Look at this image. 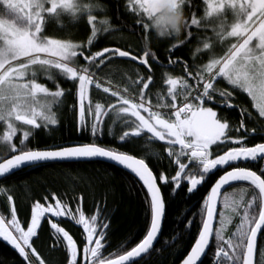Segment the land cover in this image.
Returning <instances> with one entry per match:
<instances>
[{
  "label": "snow or ice",
  "instance_id": "6c2138e0",
  "mask_svg": "<svg viewBox=\"0 0 264 264\" xmlns=\"http://www.w3.org/2000/svg\"><path fill=\"white\" fill-rule=\"evenodd\" d=\"M18 2L24 4L25 0H5L6 4L13 7ZM126 2L129 10L136 17L134 23L147 30L148 22H145L142 13L137 14L133 0H126ZM250 2L252 6L247 23L233 29L236 38L235 46L204 71L208 74L206 79L204 75L197 73L199 77L197 84L204 80L202 91L197 89L193 92L189 84L186 88L178 89L177 79L169 78L166 83L169 85L167 96L170 100L161 96L155 106L150 101H146L144 92L145 89H149L151 75L147 76V81L141 77L142 88L139 90L140 100L137 103L121 95L119 90L103 86L95 78L93 71L115 57L130 58L132 61L139 59L142 64L149 65L150 61L147 57L151 56L152 60L156 59L149 51L145 50L143 56L139 57L132 51L122 50L119 47H104L102 51H95L89 55H84L81 51L79 55L83 56L88 64L76 66L79 45L65 43L58 39L48 40L44 45L37 42V34L41 31L40 12L33 13L25 4L26 19L34 25L32 31L20 30L15 26L5 28L0 22V29H2L0 30V44L4 45V50L0 51V122L6 125L0 142H3L5 149H10L12 153L10 157L0 162V176L48 161L103 159L129 170L135 178H138L140 186L146 190L145 203L148 206L146 211L150 214V227L138 244L123 254H117L115 258H102L100 255L103 247L102 240L105 237L104 229L108 227V224L104 223L99 226L95 215L88 220L84 212L80 211L76 222L83 225L84 232L87 234V243L83 247L85 264H136L134 258L142 257V254L147 253L152 247L165 214V199L157 179L168 182V177L163 174L159 177L155 176L144 158H138L128 152L96 142L95 138L101 131L105 106L102 103H96L93 108L92 104L88 103L86 108L85 102L89 100V86L92 84H95L97 89L103 87L104 93L111 92L112 97H118L116 101L119 104L118 109H115L112 103L107 105L109 109L116 111L117 116L125 114L129 118H135L129 126L130 131H125L123 135H120L119 140L127 142L126 138L129 135L140 137L141 133L146 131L151 134L150 138L167 142L168 156L174 157L175 164L178 165V170L170 178L171 184L175 185V188L170 189L173 193L176 188H179L181 180L187 181V192L193 193L213 170L223 169L224 166L230 169L224 170L223 174H220L211 185L203 201L205 218L202 220V228L182 264H197L201 260L209 244V238L213 234L217 198L223 187L229 185L230 182H247L254 190H258V195H253L252 199L247 201L235 231L227 240H224L222 236L225 221L221 219V226L215 230L218 242L216 256L220 257L222 254L223 259L220 264H264V142L249 146L246 133L233 134L230 122L218 116L213 107L206 106V102L211 101L217 92L220 97L228 98L218 103H225L226 107L231 106L228 101L231 100L232 93L218 89L213 83V80L220 76L230 85L247 93L259 117L264 118V55L253 58L246 53V50H251L257 42L264 48V0H250ZM55 6L56 0H53V9ZM95 20V17H89L90 23ZM98 30L94 24L92 36L88 39L89 44ZM253 41H256L254 45ZM53 70H58L59 74L70 81L78 82L76 89L79 103L78 129L89 130V126L85 123L87 111L89 116L94 117L90 126L92 142L48 145L42 148L32 147L26 143L32 135L31 129L40 128V122H43L45 126L57 124L52 106L61 102L60 98L65 95V89L57 84L56 90L50 91L44 83L37 80L39 72H43L49 80H53ZM178 97L182 98L179 104L177 103ZM153 107L171 111L165 115L159 110H153ZM141 110L147 113V116L142 115ZM248 115L251 116V113ZM17 122L22 126L30 127L27 130L18 129ZM261 123L264 124V122ZM240 128L246 129L245 123L241 122ZM18 130L22 131L23 136L19 144L12 142ZM5 155L7 156V151ZM181 157H187L189 161L194 160L198 163L194 169L189 168ZM238 161L260 162L259 171L249 166H239L236 164ZM7 199L11 203L13 197L9 195ZM53 199L54 204L48 203L45 206L36 202L32 205L31 220L26 230L17 219L15 205L11 207L10 219L0 216V238L10 244L29 264H33V256L39 259V264H45V261L39 258L37 249L33 247V238L37 236L42 217L46 213L54 217L72 215L66 202L56 198L55 194H53ZM240 203L236 200L231 202L234 212L240 207ZM72 218L76 219L75 216ZM98 227L101 229L99 232ZM51 228L55 229L56 233L62 234L66 241L70 257L68 264H78L76 241L57 223H51ZM221 240L227 245V249L219 246Z\"/></svg>",
  "mask_w": 264,
  "mask_h": 264
},
{
  "label": "trees",
  "instance_id": "16d2710c",
  "mask_svg": "<svg viewBox=\"0 0 264 264\" xmlns=\"http://www.w3.org/2000/svg\"><path fill=\"white\" fill-rule=\"evenodd\" d=\"M92 2L93 6L89 10H81L75 15H69L72 18L79 16L81 26L66 24L67 34L55 35L79 45L76 66L88 64L83 56L79 55L81 51L84 55H89L95 51H102L104 47H119L122 50L132 51L138 57L143 56L145 50L149 51L156 57L155 60H152L151 56L147 57L150 61L149 65L115 57L108 65L106 63L93 71L96 76L116 84L137 100H140L141 77L147 81V76L151 75L149 89H145L144 92L146 101H150L154 106L161 96L170 100L167 96L169 85L166 83L169 78H181L188 82L193 92L197 89L202 91L204 80L197 84L199 79L197 73L204 75L205 79L208 74L198 65L206 64L213 54L217 58L224 56L228 46L236 42V38L233 37L222 45L216 41L214 35L221 21L228 25L235 21L233 9L227 6L218 16L205 19L207 9L205 0H188L183 5L188 23L186 30L179 38L183 40V43L175 45L176 37L158 39L149 29L145 30L142 26L136 25L134 23L136 17L129 10L126 0H99L100 8L95 7V0ZM69 16L67 18H70ZM90 16L96 18L93 23H89ZM144 20L148 22L146 17ZM94 24L99 30L89 44L88 39L92 36ZM47 28L46 25L44 35L52 34L47 31ZM205 39L212 42L211 49L202 51L193 58L191 55L193 48ZM45 82L40 83L45 84ZM213 83L218 89L232 93L231 100L228 101L231 106L226 107L225 103H218V101L228 100L226 97H220L218 92L213 95L211 101L206 102V106L213 107L218 116L230 122L233 134L246 133L249 146L264 142V124L261 123L264 122V118L259 117L247 94L229 87L222 78H218ZM61 88L65 89V95L62 99L63 107L58 111L59 126L50 132L45 131L43 123L40 128L33 129L34 132L31 131L32 135L26 141L30 146L42 148L48 145L92 142L93 137L89 135L90 133H75L71 113L67 111L68 104L78 97L77 85L68 80ZM89 99H92L91 102L104 100L116 102L92 85L89 86ZM181 102L182 98L178 97L177 103ZM153 108L165 115L170 111L165 108ZM249 113L251 116L248 115ZM241 122L245 123L246 129L240 128ZM120 135L123 133H100L95 139L98 144L144 158L155 176L159 177L163 174L168 177L167 183L157 179L165 199V214L160 237L155 247L136 261V264H178L189 252L200 231L205 215L203 201L211 185L228 167L213 170L214 172L209 173L206 180L197 186L193 193L187 192L186 180H181L179 188H176L173 193L170 189L175 188V185L171 184L170 178L178 170V165L175 164L174 157L168 156V145L150 138L149 135L140 137L129 135L126 138L127 142L119 140ZM2 136L3 133H1ZM22 138V131L18 130L12 142L19 144ZM10 155H12L11 150H6L3 142H0V156ZM181 160L189 168L196 163L194 160L189 161L187 157H181ZM236 164L239 165L238 162ZM240 166H249L259 171L260 162L242 161ZM242 188L243 191H241ZM145 192L146 190L140 186L134 176L101 161L43 163L22 168L0 179V214L10 219L11 207L15 205L17 219L26 230L31 220L32 205L36 202L45 206L48 203L54 204L53 194H55L56 198L67 203L72 215L54 217L46 213L41 219V226L37 229V236L33 238V247L37 249L39 258L43 259L45 264H68L70 257L66 241L62 234L56 233L55 229L51 228V223H57L76 241L78 264H85L83 247L87 240L83 225L76 222L80 211L84 212L88 220L95 215L99 226L108 224V227L104 229L105 237L102 240L103 247L100 255L102 258H115L117 254H123L138 244L149 229L150 214L146 211L148 206L145 203ZM9 195L13 197L11 203L7 199ZM253 195H258V190H254L247 182L234 183L222 194L215 230L221 226V219H223L225 221L222 231L224 240H227L235 231L243 213V207ZM234 200L241 202L236 212L231 207V202ZM73 216L76 219H73ZM100 230L98 227L97 231ZM215 230L210 248L200 264H220L223 259L222 254L220 257L216 256L218 242ZM219 246L227 249L223 240L219 242ZM32 261L33 264H39V259L35 258ZM0 264H29V262L20 257L10 244L0 238Z\"/></svg>",
  "mask_w": 264,
  "mask_h": 264
},
{
  "label": "clouds",
  "instance_id": "9594fccd",
  "mask_svg": "<svg viewBox=\"0 0 264 264\" xmlns=\"http://www.w3.org/2000/svg\"><path fill=\"white\" fill-rule=\"evenodd\" d=\"M136 5L137 14H143L148 21V29L150 32L154 33L155 37L158 39L176 37L175 45L183 43V40L179 39L182 33L186 30V24L188 23L187 17L183 11V5L188 2V0H133ZM51 7L47 9L49 12H55L57 9L68 12L70 14H75L81 10L87 11L93 6L92 0H56V6L53 9V0H50ZM207 5L205 19L218 16L223 12L225 6L233 9L235 15V21L230 25L225 24L221 21L215 29L216 41L222 45L230 38L234 37L233 29L237 26H243L247 23V17L250 14L251 9L250 0H205ZM25 4L27 7L34 12H41L43 8L42 0H25V3H16L15 7L7 4L8 8L12 9L18 14V19L20 17L26 18L27 13L24 11ZM95 7L100 8L101 4L99 0H95ZM0 22L3 23L5 28L15 26L20 30H29L26 26H17L16 22L10 21L8 19L0 18ZM2 30V29H0ZM52 40V39H48ZM62 41V40H61ZM65 43L74 44L70 41H63ZM235 46V43H231L228 46L227 51ZM212 47V42L205 39L201 44L195 46L192 51V57L195 58L202 51L209 50ZM4 50V45L0 44V51ZM246 53L255 58L259 55H264V48L261 47L260 43L251 48V50H246ZM227 54V52L225 53ZM215 54L204 65H198L204 71L217 60ZM178 89L188 87L187 81L177 78Z\"/></svg>",
  "mask_w": 264,
  "mask_h": 264
},
{
  "label": "flooded vegetation",
  "instance_id": "af4514ba",
  "mask_svg": "<svg viewBox=\"0 0 264 264\" xmlns=\"http://www.w3.org/2000/svg\"><path fill=\"white\" fill-rule=\"evenodd\" d=\"M85 62L88 63L87 61H85ZM106 63L108 65V63H111V60L110 61H106L105 64ZM53 74H54V79L51 80V81H49V79H47V81L45 82V86L48 87L50 89V91H55L57 84H59L60 87H61L62 85H66V82L68 81V79L66 77H64L61 74H59V71L58 70H53ZM73 83H75L77 85V88H78V82H73ZM63 98L64 97L62 96L60 98L61 102H59L57 104H54L52 106V112L55 114V118L57 120V124L56 125H47V126L43 125L45 131L50 132L51 130H54L56 127L59 126L60 118H59L58 111L60 109H62V107H63V104H64V103H62V99ZM91 101H92V99H89L88 101L85 102L86 108H87L88 103H91L92 106H93V108H94V106H95L96 103H102L105 106V109H104L105 114H104V117L102 118L101 131H100V133H124L125 131H130L129 126L131 125V121L134 120L135 118H129L125 114H120L117 117L116 111L114 109H109L107 107V105L109 103H112L114 105V108L115 109H118L119 108V104H117L114 101H108V100H104L103 102H100V101H98V102H91ZM78 109H79V103H78V97H76L75 100H73L72 103H69L68 104V107H67V111L69 113H71V116H72L71 117V120L73 121L75 133H78V134L79 133H90L89 135L91 137H93L92 134H91V132H90V126H91V123L94 120V117L89 116L88 113H87V111H86L85 123L89 126V130L86 131V130H84L82 128L81 129H78V120H79V111H78ZM153 110H158V109L153 108ZM141 114L147 116V113L143 112V110H141ZM18 124H19V122H17V125ZM26 127H30V126H26ZM1 133H4V130ZM141 135H149V136H151V134L147 133L146 131L144 133H141ZM0 137H1V135H0ZM152 139H155V138H152ZM162 142H164V143L167 144L166 141H162ZM76 143H81V142H76ZM214 147L215 146H213V148ZM4 158H7V157H1L0 156V161L3 160ZM244 162H246V161H244ZM197 163L198 162L196 161L195 165L192 167L193 169L195 168V166H196ZM241 163H242V161H238L239 166L241 165ZM224 167H228V166H224ZM217 170H221V169H215L214 171H217ZM226 170H230V169L227 168ZM214 171H212V172H214ZM203 182L204 181H202V183Z\"/></svg>",
  "mask_w": 264,
  "mask_h": 264
},
{
  "label": "rangeland",
  "instance_id": "374dc122",
  "mask_svg": "<svg viewBox=\"0 0 264 264\" xmlns=\"http://www.w3.org/2000/svg\"><path fill=\"white\" fill-rule=\"evenodd\" d=\"M42 2H43V8L41 9V12H40L41 13V31L37 34V42L42 44V45L46 44L48 39H58V40H62V41L72 42L71 40L58 37L57 35H63V34L66 35L67 34L66 24L67 25L69 24V25H80L81 26L82 23L80 22L81 20L79 19V16L76 18H72L69 15H75V14H70L68 12H65V11H62L59 9H57L55 12H49V11H47V9L51 7L50 0H42ZM67 16H69L70 18H67ZM17 17H18V14L15 13L12 9L8 8L7 4L5 3V0H0V18H4V19H8L10 21L16 22L17 26H26V27H28V29L30 31H32L34 29V25L30 24L26 18L20 17L18 19ZM46 25L48 27L47 31H50L53 35L52 34L44 35V30L46 28ZM61 25H62V27H61ZM55 34H57V35H55ZM255 43H256V41H253V45ZM218 78L224 79L223 77L218 76L213 80V82L215 80H217ZM47 79H48L47 76L44 75L43 72L38 73V76H37L38 82L47 81ZM224 80L229 85V87L235 88L234 86L230 85L226 79H224ZM49 81H51V80H49ZM236 89H238V88H236ZM239 90H241V89H239ZM40 123L42 124L43 122H40ZM20 128H24L27 130L29 127L21 125L18 127V129H20ZM3 130L4 131L6 130V125H4L3 122H1L0 123V135H1V132H3ZM31 131L34 132L33 129H31ZM160 142H162V141H160ZM162 143H164V142H162Z\"/></svg>",
  "mask_w": 264,
  "mask_h": 264
},
{
  "label": "water",
  "instance_id": "95a60500",
  "mask_svg": "<svg viewBox=\"0 0 264 264\" xmlns=\"http://www.w3.org/2000/svg\"><path fill=\"white\" fill-rule=\"evenodd\" d=\"M106 55V54H105ZM122 59H126V60H130V58H122ZM130 61H132V60H130ZM132 62H137V63H141L138 59L136 60V61H132ZM10 157V156H9ZM8 158V157H7ZM89 161H101V162H104V163H107V164H110V165H113V166H115V167H117V168H119V169H121V170H123V171H125V172H127L128 174H130V175H132V176H134L129 170H126V169H124L122 166H118V165H116L115 163H113V162H109V161H106V160H103V159H93V160H81V161H48V162H42L41 164H43V163H51V162H64V163H71V162H89ZM0 162H2V160L0 161ZM17 171V170H16ZM13 172H15V171H13ZM13 172H11V173H13ZM10 173V174H11ZM7 175H9V174H7ZM7 175H5V176H7ZM5 176H0V179H2L3 177H5ZM137 180H138V178H136ZM218 179V178H217ZM215 182V181H214ZM234 183H237V182H230V184L229 185H225L224 187H223V189H222V191H221V194L218 196V198H217V209H218V205H219V201H220V197H221V195H222V193L229 187V186H231V185H233ZM211 188V187H210ZM209 191H210V189H209ZM208 191V192H209ZM217 209H216V213L214 214V219H213V233H214V228H215V225H216V219H217ZM205 218V217H204ZM163 219H164V217L162 218V221H161V228H160V230H159V232H158V234H157V237L154 239V241H153V245H152V247L149 249V251L147 252V253H149L154 247H155V244L157 243V241H158V239H159V236H160V233H161V229H162V225H163ZM149 227H150V225H149ZM201 228H202V225H201ZM200 228V229H201ZM84 230V229H83ZM85 233V232H84ZM87 234L85 233V236H86ZM198 235H199V233H198ZM198 235H197V238H198ZM212 237H213V234H212V236H210V238H209V244L206 246V248H205V252L202 254V256H201V260L200 261H198L197 262V264H200L201 262H202V260L204 259V257L206 256V254H207V252H208V250H209V248H210V244H211V240H212ZM194 244V243H193ZM190 250H191V248H190ZM189 250V251H190ZM147 253H144V254H142V257H144ZM187 255V254H186ZM142 257H136V258H134V260L135 261H138L139 259H141ZM186 257V256H185ZM184 257V258H185ZM183 258V259H184ZM183 259L178 263V264H182V261H183Z\"/></svg>",
  "mask_w": 264,
  "mask_h": 264
},
{
  "label": "bare ground",
  "instance_id": "6f19581e",
  "mask_svg": "<svg viewBox=\"0 0 264 264\" xmlns=\"http://www.w3.org/2000/svg\"><path fill=\"white\" fill-rule=\"evenodd\" d=\"M107 55V54H106ZM139 60V59H138ZM130 61V60H129ZM140 61V60H139ZM137 63V62H136ZM139 64V63H138ZM95 78L98 80V81H100V82H102L101 84L103 85V86H110L111 87V89L112 90H119V92H120V94L121 95H124V96H126V97H128V98H131L132 96L127 92V91H125V90H123L121 87H119V86H117L116 84H113V83H110L108 80H106V79H104V78H101V77H98V76H96L95 75ZM200 88V87H199ZM98 90H100V92L102 93V94H104V95H106V96H108V97H111V98H113L115 101H117L118 100V97H112L111 96V92H109V93H104L103 92V87H101L100 89H98ZM138 102H139V100H138ZM224 193V192H223ZM222 193V194H223ZM222 196V195H221ZM220 199H221V197H220ZM219 207H220V201H219V205H218V209H217V216H218V212H219ZM0 216H2L1 214H0ZM204 217H205V215H204ZM216 221H217V219H216ZM216 226V225H215ZM162 230V229H161ZM214 230H215V228H214ZM161 234V233H160ZM214 234V233H213ZM160 237V236H159ZM212 239H213V237H212ZM258 239H259V237H258ZM211 242H212V240H211ZM156 245V244H155ZM211 245V244H210ZM31 250L29 249V252H30ZM37 259V257L36 256H33L32 257V260L33 259Z\"/></svg>",
  "mask_w": 264,
  "mask_h": 264
},
{
  "label": "built area",
  "instance_id": "2783aa9c",
  "mask_svg": "<svg viewBox=\"0 0 264 264\" xmlns=\"http://www.w3.org/2000/svg\"><path fill=\"white\" fill-rule=\"evenodd\" d=\"M100 82V81H99ZM100 83H102V82H100ZM94 85V87H95V84H93ZM96 88V87H95Z\"/></svg>",
  "mask_w": 264,
  "mask_h": 264
}]
</instances>
